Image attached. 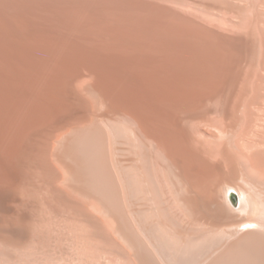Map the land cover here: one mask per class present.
I'll list each match as a JSON object with an SVG mask.
<instances>
[{"label": "bare ground", "instance_id": "1", "mask_svg": "<svg viewBox=\"0 0 264 264\" xmlns=\"http://www.w3.org/2000/svg\"><path fill=\"white\" fill-rule=\"evenodd\" d=\"M245 1L0 0V264H264Z\"/></svg>", "mask_w": 264, "mask_h": 264}, {"label": "rangeland", "instance_id": "2", "mask_svg": "<svg viewBox=\"0 0 264 264\" xmlns=\"http://www.w3.org/2000/svg\"><path fill=\"white\" fill-rule=\"evenodd\" d=\"M246 2V4L248 5L247 7H243V9H242V11H241V16H240V18L242 19V22H244V23H246V24H244V25H247L248 24V22H249V24H250V22L252 21V18H253V14H251L252 13V10H251V5L249 4V1L248 0H246L245 1ZM251 3V2H250ZM258 5H260V1H258V3H257V6H256V8H259V6ZM247 8V9H246ZM246 15V16H245ZM252 17V18H251ZM248 18V19H247ZM256 20L258 21V23H259V28L261 29V30H264L263 28V26H264V12L263 11H261V10H259V9H257V11H256ZM248 21V22H247ZM262 22V23H261ZM261 27H263V28H261Z\"/></svg>", "mask_w": 264, "mask_h": 264}]
</instances>
